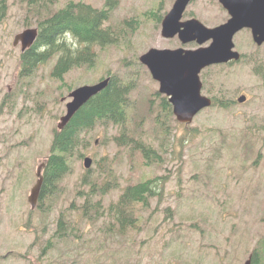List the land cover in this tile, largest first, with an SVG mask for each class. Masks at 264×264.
<instances>
[{
	"label": "rangeland",
	"instance_id": "obj_1",
	"mask_svg": "<svg viewBox=\"0 0 264 264\" xmlns=\"http://www.w3.org/2000/svg\"><path fill=\"white\" fill-rule=\"evenodd\" d=\"M68 1H59L54 10ZM106 1L83 0L98 9ZM196 1L195 17L206 26L215 27L227 18L215 0ZM157 4L158 0H117L105 26L118 32V43L96 47L94 66L73 69L60 82L52 78L57 60L41 65L28 77L21 75V45L14 46L15 36L36 27L37 19L27 27L28 13L22 1H8L7 16L0 26V264H25L17 254L32 255L35 235L30 230H40L38 226L46 221L56 229L61 215L82 236L78 251L62 254L67 264H244L255 249H261L264 47L240 41L238 49L252 62L204 70L203 94L233 103L229 109L203 111L191 125L180 124L174 115L163 112L161 103L167 98L159 92L155 96L158 83L138 63L151 48L174 49L178 44L164 40L160 25L154 27L145 15ZM107 76L134 84L131 98L140 107L138 113L144 108L137 139L153 151L161 149L162 160L143 167L132 147H120L113 141L119 129L98 126L84 134L87 149L81 158L73 159L71 172L58 183L50 202L51 214L44 220L39 209L31 210L28 197L39 165L50 155L54 129L66 114L67 101L61 98ZM241 95L248 97L243 104L237 101ZM167 126L170 135H166ZM87 156L93 159L89 171L83 164ZM147 177L156 179L159 194L146 209L138 208L137 217L143 219L140 228L121 232L110 216L115 212L109 211L110 205L118 202L126 186ZM107 179L118 184L102 194ZM87 197L102 204L91 220L83 213ZM58 258L52 254L43 263Z\"/></svg>",
	"mask_w": 264,
	"mask_h": 264
},
{
	"label": "trees",
	"instance_id": "obj_2",
	"mask_svg": "<svg viewBox=\"0 0 264 264\" xmlns=\"http://www.w3.org/2000/svg\"><path fill=\"white\" fill-rule=\"evenodd\" d=\"M8 1L0 0V26L7 16ZM21 1L28 13L25 25L32 26L36 18L38 29L35 44L20 55L21 74L24 77L30 76L41 65H45L57 56L58 60L52 71V77L62 80L64 75L72 69L94 66L97 58L96 52L92 49L94 46L105 48L116 44L121 38L117 31L104 26L113 9L111 0H108L103 9L94 8L84 3L83 0L77 2L69 0L63 7L56 10L54 6L56 7L61 0ZM68 36L84 47L74 48L68 44L66 39ZM132 85L134 84L112 76L108 87L81 108L63 130H54L50 156L44 169L42 203L47 202L48 196L56 189L60 180L71 172L73 159L81 158L83 150L87 149L86 144L89 142L84 134L98 126L105 128L114 126L119 129V134L113 137V141L120 147L127 145L132 147L133 151L138 154L143 167L162 160L163 151L161 149L153 151L149 146H145L143 141L137 139L143 124L144 108L142 113H138L140 107L131 98ZM157 93V91L154 92L155 96L158 95ZM150 108H153L152 102ZM161 109L173 115L172 106L167 99L162 100ZM163 124H166V121H163ZM169 133H171L170 129L166 135ZM87 180L88 177H85L84 182L89 185ZM117 184L107 179L106 185L101 189L102 194L111 191ZM158 194L156 179L151 177L126 186L118 202L110 205L109 208V211L115 210L110 216L114 217L118 224L117 228L121 227V232L140 228L143 219L137 217L138 208L146 209L150 200ZM101 205V202L94 204L92 199L87 197L83 207L84 215L90 220L93 219L100 213ZM62 222L59 227L60 234L65 231ZM110 225L109 228L112 230L114 222ZM261 259L264 260V252L261 253ZM254 264H260L257 252L254 255Z\"/></svg>",
	"mask_w": 264,
	"mask_h": 264
},
{
	"label": "water",
	"instance_id": "obj_3",
	"mask_svg": "<svg viewBox=\"0 0 264 264\" xmlns=\"http://www.w3.org/2000/svg\"><path fill=\"white\" fill-rule=\"evenodd\" d=\"M190 0H176L172 10L163 21V36L174 37L177 33L183 42L198 39L200 43L212 39L209 47L187 51L151 49L140 57L151 75L160 85V93L169 97L173 113L181 123L192 122L203 108L211 105V100L201 96L202 83L199 74L208 66L239 60L240 54L233 51L234 35L243 28L253 31L258 44L264 43V0H219L229 11L230 20L216 28H207L198 20L180 23L183 12ZM183 28V30H181ZM38 36L37 29H27L17 34L14 46L21 45V51L31 48ZM110 82L106 78L94 85H84L69 95L72 100L67 104V112L61 117L58 129L61 130L72 120L75 114L94 96L105 90ZM65 99H63L64 101ZM244 97L239 99L243 102ZM92 159H84V167L90 169ZM38 169L39 180L32 189L29 202L35 208L39 198L43 179ZM245 264H251L249 259Z\"/></svg>",
	"mask_w": 264,
	"mask_h": 264
},
{
	"label": "flooded vegetation",
	"instance_id": "obj_4",
	"mask_svg": "<svg viewBox=\"0 0 264 264\" xmlns=\"http://www.w3.org/2000/svg\"><path fill=\"white\" fill-rule=\"evenodd\" d=\"M165 2L166 0H158L157 6L149 12L146 11L145 15L147 16L148 19H150L153 22L154 27H158L160 25V36L164 40H169V41L175 40L178 43L177 45L173 46L175 47L174 49L183 48L185 50H196L199 47H207L212 44L213 42L212 39L207 40L203 43H200L198 39H192L188 42H183L182 39L180 38L179 33H177L174 37H171V38L164 37L163 36V21H164L165 16L174 7L176 0H169L168 6H165ZM215 2L219 5V7L227 15V18L220 24L214 25L215 27H208L202 21L197 19L195 17L196 13L193 10V8L197 4L196 0L189 1L185 11L182 14L180 23H186L192 20H198L207 28H216L220 25L226 24L231 18L229 11L223 6V4L219 0H215ZM181 30H183V28ZM243 33H245L246 35H244ZM240 41H242L243 43L249 46L264 47V43L258 44L257 41L254 39L252 29L243 28L242 30L237 32L235 36L233 37L234 51L240 53V58L242 56L241 58L242 60L240 61V60L233 59V60L228 61L227 63H221V64L205 67L201 71V76L204 70L214 67V66H232L234 64L244 63L245 61L252 62L251 59L249 58L246 59L245 54L241 50L238 49V46H240ZM147 71L148 73H150L148 69ZM50 224L51 223H48L46 221L43 224V226H38L40 230H36V229L30 230V234H32L33 236L35 235L33 246L32 245L30 246V249L33 253L32 255H29V252L24 253L18 246V248L23 252L21 254L20 253L17 254L18 261L24 262L25 264L26 263L27 264H44L43 260H46V263H47L50 256L52 254H55L59 258L56 260V262L51 263V264H67L61 258L62 254L67 255L68 253L78 251L80 248V240L82 239V236L79 234H76L74 231H71V232L66 231L64 236H60L57 230L52 228L53 225H50ZM58 225H59V222L57 221L56 226ZM32 226H33V223H32ZM59 243H64L65 245L64 248H59L57 246Z\"/></svg>",
	"mask_w": 264,
	"mask_h": 264
}]
</instances>
